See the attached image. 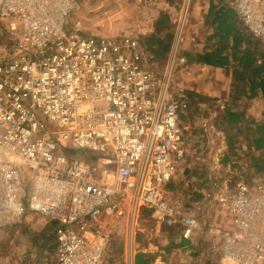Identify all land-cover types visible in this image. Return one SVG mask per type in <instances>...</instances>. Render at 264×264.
Returning a JSON list of instances; mask_svg holds the SVG:
<instances>
[{
  "label": "built area",
  "instance_id": "1",
  "mask_svg": "<svg viewBox=\"0 0 264 264\" xmlns=\"http://www.w3.org/2000/svg\"><path fill=\"white\" fill-rule=\"evenodd\" d=\"M77 2L0 0V229L47 217L55 264H100L109 220L150 209L220 264L264 262V179L209 176L198 199L168 187L188 150L189 97L173 69L190 0L162 75L137 38L70 23ZM226 4L264 48V0Z\"/></svg>",
  "mask_w": 264,
  "mask_h": 264
},
{
  "label": "rangeland",
  "instance_id": "2",
  "mask_svg": "<svg viewBox=\"0 0 264 264\" xmlns=\"http://www.w3.org/2000/svg\"><path fill=\"white\" fill-rule=\"evenodd\" d=\"M177 2L179 4H176ZM180 5H182L181 0H172L167 5L163 3V0H125L120 2L78 0L77 8L70 13L69 22L78 20L80 28L87 35L109 33L117 37L137 38L143 49L144 66L154 73L162 75L169 56L161 60L154 58L153 50L158 48V44L156 42L148 44L142 35L149 32L160 33L157 32L156 21L160 17L161 11L169 13L171 29L174 32L180 14ZM211 6H213V10L209 13ZM221 7L223 8L221 9ZM224 8L225 10L228 8L226 0H190L176 57H183L185 60V57H188L186 53L190 52V59L193 60L195 54L199 53L202 48L221 45L220 37L214 35L217 29L210 21L218 15V12L215 11L224 10ZM234 19H236V15H234ZM236 22L239 25L237 19ZM240 27L243 31L241 25ZM243 36L247 37L246 34ZM172 40L173 37L171 43ZM256 46L264 50L260 43ZM234 64L228 68L225 66L218 68L214 65L213 67L187 66L180 63V60L175 63L173 69L175 86L180 88V83L191 84L192 80H196V82L205 80L206 85L210 88L204 89L205 92L208 90L210 92L208 94L215 98L213 101L210 99L204 101L205 107L195 105L189 112L187 111L189 120L187 119V122L182 120V123L187 126L185 136L188 141V150L169 188L172 193L178 194L181 198L198 197L202 191L208 188L209 176L226 181L228 184L251 181L255 177L264 179V170L258 171L256 166L264 164V155H260L258 150L251 148L253 130L256 124L262 120L263 100L259 96L252 97L251 100L242 97L235 99L238 94L240 95V88L244 87L247 90L246 93L249 92L250 80L248 76L250 72L247 66H234ZM238 73H245L246 78L239 75L236 78ZM200 92L204 91L200 90ZM188 97L189 108L192 105H190V101L201 99V96L195 95H188ZM226 107L231 110L243 109L247 112L246 116L249 121H245L240 131L235 132L234 129H229L222 120ZM205 119L204 124H201V120ZM224 157L228 159L224 161ZM26 175L27 173H25ZM20 219L12 226L0 229V264H34L38 261L41 253L45 252L47 256H50L54 251L52 240H48L46 245L43 244L44 239L52 234V230L49 229L51 228L50 224L47 236L43 234L47 220L49 222L47 217L29 214ZM118 219V228H108L112 221ZM106 229L110 243L104 253L107 258L103 264H123L124 259L120 258L119 253L124 248L127 252H131L134 249L132 246L134 241L141 243L145 239H154L148 241H157L160 249L171 246L172 251L168 254L172 264L201 263L196 256L193 243L189 242L185 247L174 246L173 248L176 232L157 220L146 219L142 214L136 215L132 219L128 213L123 214L109 220ZM161 252L163 257L167 255V252Z\"/></svg>",
  "mask_w": 264,
  "mask_h": 264
},
{
  "label": "trees",
  "instance_id": "3",
  "mask_svg": "<svg viewBox=\"0 0 264 264\" xmlns=\"http://www.w3.org/2000/svg\"><path fill=\"white\" fill-rule=\"evenodd\" d=\"M176 4L179 3L177 2ZM222 8L223 7H221V9ZM212 10L213 6H211L209 13H211ZM215 12H218V15L214 16L210 23L217 29L214 35H218L220 37L219 43L221 45L216 47H205L203 52L195 54L194 59L196 61H201L216 66H226L229 64L230 60H232L236 66H247L248 71L250 72L248 76V79L250 80L249 92L246 93L247 90L242 87L239 89L240 91L238 90L240 95L238 94L235 99L237 100L241 97L252 98L258 95L262 98V120L256 124V127L253 130L254 135L251 139V148L258 150L261 153L260 155H264V50L259 49L256 44L249 45L252 40L248 35L247 37L243 36V31L241 30L240 26L237 25L236 19H234L235 12L232 8L228 7L226 10L224 8V10ZM156 26L157 32H160L159 34L149 32L142 35V37L144 39L146 38L148 44L154 42L158 44V48L153 50V57L159 58L161 60L167 58L171 45V39L173 37L171 18L168 12H160V17L156 21ZM242 44L245 45L242 47ZM186 56H188L187 58L190 59V52L186 53ZM238 75L242 78H246L245 73H238L235 77L238 78ZM246 115L247 114L245 110H231L229 107H226L222 120L226 123L229 129H234L235 132H238L245 121H249L247 120L248 117ZM223 159L226 161L228 158L224 157ZM256 166L258 171L264 170V164ZM170 183L168 184L169 188ZM200 196L201 195L191 198L198 199ZM51 224L53 225V223ZM52 247H54V243L52 244ZM135 263H147L144 253L139 252L136 254ZM204 264L220 263L209 261Z\"/></svg>",
  "mask_w": 264,
  "mask_h": 264
},
{
  "label": "crops",
  "instance_id": "4",
  "mask_svg": "<svg viewBox=\"0 0 264 264\" xmlns=\"http://www.w3.org/2000/svg\"><path fill=\"white\" fill-rule=\"evenodd\" d=\"M163 3L165 5H167V4L171 3V1L170 0H163ZM251 44L252 45H254V44L258 45L259 43L257 41H255V40H252L249 45H251ZM243 45H245V44H242V46ZM169 50H170V48H169ZM203 50H205V48H202L199 51V53L203 52ZM168 54H170V52H168ZM167 56H169V55H167ZM233 63L234 62L232 60H230L229 64L226 65L225 68L231 67L233 65ZM182 64H186L187 66H212L213 67V65H211V64H207V63H204V62H201V61H196L195 59H193V60L192 59H188L187 57H185V60L182 62ZM214 66H216V65H214ZM216 67L221 68L222 66H216ZM180 84H179L180 85L179 87L180 88H185V90L187 91L188 95L201 96V99H197L196 101L195 100L190 101V105L191 104L192 105L190 106L189 110L186 109V110H184L182 112V114H181L182 120L187 122L186 120L187 119L189 120V115H188L187 111L189 112L191 110V108L194 107L195 105H198L199 107H205L204 101L206 102V100H208V99L213 101V100H215V98H213L212 95H209L210 92L208 90H206V92H205L204 89H210L206 85L207 83L205 82V80H199L197 82H196V80H192L191 84H185V83H180ZM200 90H202L204 92L201 93ZM244 96H246V95H244ZM243 98H245V97H243ZM249 99L251 100V98H249ZM202 105H204V106H202ZM262 109H263V106H262ZM246 114H247V112H246ZM205 121H206V119L205 120H201L200 123L204 124ZM200 195L202 196V192H201ZM141 214L148 220H152V221L153 220H155V221L157 220V221L161 222V220H159L158 218L155 217L154 211H152L150 209H143L141 212H139V214H137V216L141 215ZM113 219H115V218H113ZM118 222H119V219L112 221L110 223V227H108V228H114V229L118 228V226H119ZM51 223H53V222L50 221V220L48 222V220H47V224H45L46 227H45V230H44L43 234H45L46 236H47L48 230L49 229L52 230L53 225ZM49 224H50L51 228L48 227ZM168 229L174 230L176 232V235H177L176 238H174V243L175 244H172L173 248H174V246L185 247V246H187L189 244V242L192 243L189 240H186V239H183V238L179 237L178 234H177L178 232L176 231V230H178L177 228L176 229L175 228H168ZM48 240H50V241L52 240L53 241V237L51 235H48L44 239L43 244L46 245L48 243ZM148 240H154V239H145L141 243L140 242L138 243V242L134 241V243L132 244L134 249H132L131 252H127L126 249L124 248V250L119 253L120 258L124 259V263L123 264H136L135 263L136 254L139 253V252L144 253V257L147 259V263L146 264H172L171 263V259H170L169 254H168V252L172 251V247L171 246H167V247H165V249H163V247H161L162 249H160V246L158 245L157 241H148ZM53 243H54V241H53ZM109 243H110V239H109L108 245H109ZM195 250H196V256L199 258V261H201L200 264H204V263L209 262V261L215 262V263L219 262L218 258L216 256H214L213 253L210 250L206 249L205 246H202V248H200V249H196V247H195ZM161 251H163V253L167 252V255L165 257H163ZM55 258H56V255H55L54 251H53L52 255H50V256H47L46 253L44 252V253L40 254V256L38 257V261L35 262V264H55ZM105 258H107V257L104 255V257H102L101 264H103Z\"/></svg>",
  "mask_w": 264,
  "mask_h": 264
}]
</instances>
